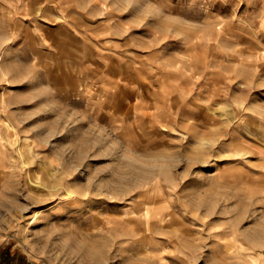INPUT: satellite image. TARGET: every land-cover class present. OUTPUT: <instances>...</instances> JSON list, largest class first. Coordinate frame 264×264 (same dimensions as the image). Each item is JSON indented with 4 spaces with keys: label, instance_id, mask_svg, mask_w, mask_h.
<instances>
[{
    "label": "rangeland",
    "instance_id": "374dc122",
    "mask_svg": "<svg viewBox=\"0 0 264 264\" xmlns=\"http://www.w3.org/2000/svg\"><path fill=\"white\" fill-rule=\"evenodd\" d=\"M2 247L264 264V0H0Z\"/></svg>",
    "mask_w": 264,
    "mask_h": 264
},
{
    "label": "trees",
    "instance_id": "16d2710c",
    "mask_svg": "<svg viewBox=\"0 0 264 264\" xmlns=\"http://www.w3.org/2000/svg\"><path fill=\"white\" fill-rule=\"evenodd\" d=\"M0 264H35L20 250H11L8 247L0 249Z\"/></svg>",
    "mask_w": 264,
    "mask_h": 264
},
{
    "label": "bare ground",
    "instance_id": "6f19581e",
    "mask_svg": "<svg viewBox=\"0 0 264 264\" xmlns=\"http://www.w3.org/2000/svg\"><path fill=\"white\" fill-rule=\"evenodd\" d=\"M95 257V252H94V256H93V258ZM89 258H90V256H89ZM89 260V259H88ZM89 262L90 263H93L91 260H89ZM90 263H88V264H90ZM101 264V263H100Z\"/></svg>",
    "mask_w": 264,
    "mask_h": 264
}]
</instances>
